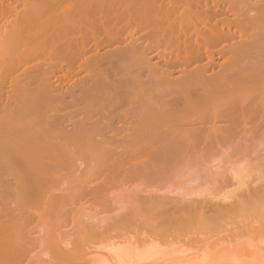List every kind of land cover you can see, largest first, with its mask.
Wrapping results in <instances>:
<instances>
[{"label":"rangeland","instance_id":"obj_1","mask_svg":"<svg viewBox=\"0 0 264 264\" xmlns=\"http://www.w3.org/2000/svg\"><path fill=\"white\" fill-rule=\"evenodd\" d=\"M56 1L0 0V8L12 13L0 21L1 65L3 58L13 57L5 50L25 42L18 36L16 40L18 31L8 33L13 32L11 25L25 22L20 15L28 12L25 8L33 9V16L31 10L27 16L34 30L49 31L63 25L58 19L63 8L81 6L79 0ZM151 1L86 0L99 13L115 9L109 25L97 17L102 46L96 48L89 35L87 52L74 62L46 51L48 55L27 64L22 55L25 65L14 73H2L0 67V83L6 81L0 85V264H101L103 253L110 263L119 247L137 253L145 248L151 253L169 249L166 254L177 250L175 256L213 254L230 243L245 246L264 239V26L259 21L244 28L238 24L241 15L255 16L264 0H230L235 11L224 5L228 0H213L217 7L212 0H201L208 22L220 26L229 20L234 37L205 39L202 51L212 57L198 62L180 57L188 65L178 60L170 44L171 49L154 41L153 47L146 37L149 29H139L132 16L124 17L129 6ZM168 2L163 0L166 7ZM199 6L193 13L204 10ZM111 28L118 38L108 35ZM190 29L186 31L193 37L195 28ZM130 33L137 36L134 43ZM135 39L139 47H153L149 55L141 51L148 55L144 63L135 56L130 61L128 52L123 58L112 55L134 45ZM244 44L249 48L240 52ZM158 53L179 62L170 59L174 66L169 65ZM15 54L18 58L22 53ZM238 59L244 68L250 65L242 70L250 72L242 76L248 83L240 81L245 72ZM26 78L29 85L16 90L15 83ZM176 141L189 142L179 148L178 163L174 158L163 166L155 164L154 155L160 149L164 155ZM160 165L171 169L162 173ZM36 177L37 190L31 196L21 194Z\"/></svg>","mask_w":264,"mask_h":264},{"label":"bare ground","instance_id":"obj_2","mask_svg":"<svg viewBox=\"0 0 264 264\" xmlns=\"http://www.w3.org/2000/svg\"><path fill=\"white\" fill-rule=\"evenodd\" d=\"M168 1L170 2V3L168 2V4H169L168 7H166L167 5H164L166 3L163 4V0L162 1L161 0H153L150 3H148V4L144 5V6H140V7H138L137 5L129 6L128 7L127 15H124V17L127 18L129 16H132L133 19L136 20L139 29H141V28L142 29H146V28L149 29L148 30V33H146L147 34L146 37L148 38V39L147 38L146 39L150 41L149 43L154 42V41H157V42H159V44L160 43L166 44L165 47L167 45H168L167 47H169V44H170V47L171 48H174V49H171L170 47L169 48L171 50H174L176 52L175 55H176L177 58L179 57L178 60H180L181 63H186V62H182V61H184L183 58L185 56H187V55H188L187 56L188 57L187 62H188V60H190L189 57L191 58V61H192V59H198V60H196L197 62L200 61V60H202V59H204L205 57L210 58L209 55L211 56L212 53L211 54H210V52L207 53V51H205V49L203 50L204 52L202 51V48H203L202 46L206 44V43H203L204 41L206 42L205 39H207V41L209 39H211V40H213L212 42H216V41H218V39H223V41H225V39H231V38L234 37L233 36L234 34L232 33V31L230 32V29H231L230 28L231 27L230 25L231 24L229 25V23H228L229 20H228V22H226V20H225V22L223 21L224 23L222 22V24H220V26H217V24H214V23L211 24L210 21H209L210 22V24H209V22H208L209 18L208 19L206 18V16L208 14L207 13H204L205 12V9L203 8L205 3H202L203 6H202V4H199L201 0H176V1L173 0L172 3H171L170 0H168ZM207 1H209V0H207ZM217 1L218 2H221L222 1L221 3L225 2V0H221V1L220 0H217ZM229 1L230 0H228V3H229ZM202 2H204V1L202 0ZM205 2H206V0H205ZM262 2L263 1H261L260 3H262ZM67 3H69V2L67 1ZM79 3H80L81 6L78 7V8H76V7L70 8L69 7L70 10H68V11H67L66 8H63L62 9L63 11L61 12V14L60 13H59L60 15L58 14V19H60V20H62L64 22L63 25L59 29H53V30H49V31H47L46 29L41 28V27L38 28L37 30H34L33 29L32 25H31V22H30L31 21V18L28 17V16H30L32 13L34 14V12H33V9L32 10L30 9L31 11L29 10V7H28L29 5L27 6L28 8H25V10L28 9V12L30 11V13L31 12L32 13L31 14L29 13V15H28V12L26 13V11H27L26 10L25 11V14L26 15L24 14L25 16L22 13L20 14L22 20H23V18L26 19V20L24 19L25 22H23L25 24L24 26H23V23H22V25H19L18 24V23H21V21L18 22V19H20V17H19L20 15H18L17 12H16L15 15L18 16L16 23L18 25H14L15 28H14V26L11 25V27H13V28L9 27L10 28L9 30H12L13 32L8 31V33H15V32L18 31L17 33H15L16 34V40H17L18 37L19 38L21 37V38H23L25 40V42L21 46H18L17 45L18 43H16V45L19 48L17 47L15 49L12 48V47H15L16 46L13 43L15 46H11L10 45L11 47H9V49L5 50V52H7L8 54H9V52H11L10 55L12 54L14 58L12 56H10L12 58L9 59L10 57L7 56L8 57V60L5 61V62L3 61L5 58H3L2 62H1L2 65L0 64V67L2 66V68H1L2 71H1V69H0V71L2 73L3 72H5V73L6 72L7 73H14L15 70H17L18 68H20V65H22V63H23L22 60L24 58L27 59V60L24 61V63H25L26 61L28 62L29 59H32V58L37 57L39 55H48V53H43V52H46V51H53L52 54L55 55V56H58V57H70V59H68L69 60L68 62H72V61L74 62V61H76V59H81L84 56V54L87 52V50H88V48L90 46L89 45V43H90V37H89V35L92 36L91 39H93V45L96 48H98L99 46H102L103 45V42L105 40H102V39L100 40L99 39L100 37H97V30H98L97 17L99 15H101L103 17L102 21L106 25H109V24H111L113 22V19L111 17V14L113 13V11L115 9L114 8H112V9L110 8V9H107V10H102V12L99 13L98 11H96L95 9H93L92 6H89V4L86 2V0H79ZM228 3L226 2V4H224V5H226V6L228 5V7L230 6V11H232V10H234L236 8L235 6L234 7L231 6V4L233 2L231 3V1H230V5ZM214 4L216 5V3L212 0V5L214 6ZM198 5L202 6V8L204 10L203 9H199V11L200 10H203V11L202 12L200 11V12H197V13H193V11H194L193 9L195 7H197ZM206 5H205L206 11L208 10V13H209L210 9H208V7ZM233 5H235V3ZM240 5L242 6V4H240ZM245 5H243V6L245 7ZM181 6H182V8L184 10L181 8L182 10H179V13L180 14H177L178 11H176V9H177V7H181ZM217 6H218V4L216 5V7ZM117 7H119V6H117ZM237 8H239V7H237ZM196 10L194 12H196ZM227 10H229V9L227 8ZM126 11H127V9H126ZM181 11H183V12L181 13ZM241 11H243V10H241ZM33 14H32V16H33ZM36 14H37V12H36ZM175 14L176 15H179V16H175ZM263 14H264V2L257 8V10L255 12V16L253 15L251 17H248V16H245V15H243V16L241 15L242 16V17L240 16L241 20L239 19V16H238V21L240 20V23L236 20L235 24H237V22H238V24H241L242 27L243 26H246L247 27L248 23L250 24L251 22L253 23L255 21H257V22L259 21L258 22L260 24L259 26L262 27V26H264L263 23H262V22H264V16H263ZM8 15L10 16V15H12V13L9 12V11H7L5 8H2L1 7L0 8V21H2L5 18V16H8ZM216 15H217V13L215 14V16ZM17 16H15V18ZM261 16H263V17L261 18ZM117 17H119V16H117ZM132 17H131V19H132ZM247 17H248V19H247ZM29 18H30V20H29ZM114 19H115V17H114ZM120 19H123V16L117 18V20H120ZM194 19H195V22H193ZM262 19H263V21H262ZM216 23H217V21H216ZM246 23H247V25H246ZM197 24H200V26L202 27L201 30L197 28L199 26V25L197 26ZM17 26H18V29L21 26L23 28L21 27L20 30H16L17 29L16 28ZM138 27L136 26V28H138ZM190 27H192V28L194 27L195 28V30L193 29V33L194 34L190 31L195 37L194 36L193 37L190 36L189 35L190 33L188 34ZM239 27H240V25L238 26V29L241 30L242 28H239ZM112 28H111V32H109L108 35L113 34V29ZM139 29H136V30H139ZM247 29H245V30H247ZM186 30H188V32ZM243 30L241 31V33L238 32V33H240L242 35V37L245 34V33L242 34L243 33ZM138 32H140V31H138ZM138 32H135V33H138ZM244 32H246V31H244ZM248 32H250V31H248ZM114 33H115V35L117 34L116 32H114ZM130 34L129 35H130L131 38L130 39L128 38V39L129 40H132V43H134L133 42L134 41L133 39L135 37L137 38V36H135L134 38H132V33H130ZM248 34H250L249 35V37H250L251 36V33H248ZM117 35L114 36V34H113L114 37L118 38ZM136 35H138V34H136ZM241 35L239 37H241ZM113 36L111 35V38ZM246 36L247 35H244V37H243V39H245V41H246V38H245ZM108 37L107 38L105 37L104 39H108ZM142 37L143 36H141L140 38H142ZM126 38L127 37H125L124 39H126ZM123 41H126V40H123ZM138 41H139L138 39H135V44L134 45L131 44L129 46L130 43L128 45L126 44L127 45L125 47L126 51H124L125 49L123 51H119V50L118 51H114L113 52L114 54H112V55H115L117 57H121V56L126 55V53L128 52L130 54V56L128 55V58L129 57H132V56H135V58H137L136 61H139L141 63L143 60H145L144 58H147L146 56L149 55L146 52H148L149 50L151 51L152 48L155 47V45L157 47V42H154L155 45L153 43H151V44H153V47H151V48H150L151 44H146V45H144V47H141L140 46L141 47L140 48L136 44V43H138ZM200 41H202V42H200ZM243 41H240V43H243ZM52 43H55L56 46L50 47L48 49L47 48L48 44H52ZM202 43H203V45H202ZM244 43H246V45H247L248 41H246ZM209 44L210 43L207 42V46ZM241 45H243V44H241ZM246 45L245 44H244V46H239L238 45L240 49L239 48H237V49H239L240 52L241 51L245 52L249 48V47H245ZM248 46H250V44ZM244 47H245L246 50H244ZM154 49L156 50V48H154ZM166 49H168V48H166ZM166 49H165V51H166ZM142 50H143L144 53H146L148 55H146V56L143 57L144 54H143V52H141ZM14 53H18V54H21L22 53V54H21V56L19 55L18 58H17L16 54L14 56ZM162 54H159V56L161 55V57H162L161 59L164 60V58H166V56L168 54L167 53H165V55H162ZM22 55H24L25 57L23 58ZM181 55H183V57ZM239 55H238V58L241 57L242 54L240 56ZM243 55L245 56L246 53H243ZM244 56H242V57H243L244 62H245V60H247V58L244 57ZM7 57H6V59H7ZM15 57L17 59H15ZM180 57H181L182 61H181ZM21 58H23V59H21ZM121 58H123V57H121ZM135 58H132V59H135ZM172 58H173V56H172ZM170 59H168V57L166 58V60L169 61L168 64L169 65L170 64L173 65L172 63H170L171 62ZM240 59H238V61H239V64H241V67H240L241 73L243 74L245 72V74H243V75L240 74L241 75V78H242V80H240V81H246L248 83L250 81L243 80V79H244V77H246V73H247V71H245V70L246 69L247 70L250 69V65H248V64L245 65V63L243 62L246 67L249 66L248 68L245 67L246 68L245 69L244 66L242 65V63H240L243 59L242 60H240ZM171 60H174V59H171ZM130 61H131V59H130ZM134 61H132V62H134ZM148 61H147V63H148ZM167 61H166V63H167ZM185 61H186V59H185ZM191 61H189V63H192ZM164 62H165V60H164ZM178 62L179 61L175 62V60H174L173 63L176 65V63H178ZM247 62L248 61H246V63ZM24 63H23V65L27 64V63H25V64ZM142 63H144V62H142ZM169 65H166V67L167 66H168L167 68L171 67ZM178 65L176 67H178ZM183 66H186V65H183ZM183 66H181V67H183ZM242 66H243V68H242ZM243 69H245L244 72H242ZM251 69H252V67H251ZM203 70H206V69H203ZM248 73H250V72L248 71ZM242 76H244V77H242ZM248 76H249V74H248ZM251 76L253 77L254 75H250V77ZM250 77H249V79H250ZM5 83H6V81L3 80V83H0L1 87H3L5 85ZM29 83H30V79L29 78H26V79H24L22 81L20 80L19 83H15V88H16V90L18 88H22L23 89L27 85H29ZM20 95L21 94L18 92L17 93V96H20ZM17 96L14 95V97L16 99H18ZM151 113H154V112H151ZM149 115L152 116L153 114H150L149 113ZM154 116H156V114ZM188 143L189 142H186V141H176L174 143L168 144V146H167L168 148L167 147H164L165 149L167 148L166 149V152H168V153H166L165 150L163 149L164 150V155H162L163 152L160 151L161 150L160 149L158 152L161 153V154H157V156L154 155L156 162H154V161L153 162L155 164L158 163V164H161L163 166V165H165L167 163L172 162L174 160V158H175V160L178 159L179 157L177 158V155L180 154L179 148L181 146H183V145H186L187 146ZM181 151H183V153L185 152L184 149L181 150ZM177 152H179V154ZM152 157H153V155H152ZM181 157H184V156H182V154H181ZM178 160H180V159H178ZM176 162L178 163L177 160H176ZM161 165H160V167H161V171L163 173V170L162 169L165 168V167H162ZM172 166H174V165H170L169 167H172ZM157 167L155 165V168L156 169H157ZM155 168H154V170H155ZM167 169L169 170L171 168H167ZM157 170L159 171L160 169L158 168ZM154 175H155V172H154ZM37 181H38V177L35 178V180H34L33 183L32 182H28V184H26V186L24 185L22 191H20L21 194H23L25 196L26 195L27 196H31V194H33L37 190V185H36ZM225 198H227V197H225ZM225 198H224V200H225ZM222 200H223V198H222ZM239 202H240V200H239ZM162 208H164V207H162ZM180 208H182V207L180 206ZM204 209H206V208H204ZM192 210H194V209H192ZM172 211H173V209H172ZM170 212H167V214L170 213ZM202 213H204V212H202ZM198 214H200V213H198ZM249 242H254V241L251 240ZM249 242L245 246H239V245L238 246H236V245L232 246L231 243H230V246L229 247H225V248L220 249V250H218L216 252L213 251V254H212V252L210 254H208L207 252L206 253L203 252V253H200V254H198L197 252H193V253L192 252L191 253H187V252L186 253L185 252L182 253V252H180V254L181 253L182 254H185V255H181V256H175V255H179V252L177 250L176 251L175 250H173V251L170 250L171 251V254L169 252H168V254H166V252H165L166 249H165L164 250V253L165 254H164V253H161L159 251L160 249L158 251H156V253H153V252L151 253V251L148 252V250H149L148 248H145L142 251L140 250L142 253H137V252H139V251H137V249L131 250L133 252V253H131V251L128 250L129 248L127 249V251H126V248H123L125 250L122 252V251H120L122 249L121 247H119V248H121L120 250H118L119 248L118 249H115V247H113V249H115L116 251H114L113 249L111 250V251H114L113 253L110 251V253H112L111 255H113L112 256L113 262L110 260L111 261L110 263H112V264L113 263L114 264H197V262L200 261L199 263H201V264H213V262H215V260L214 261H210V260H213L212 258H214V259H217L219 263L223 262V264L224 263L225 264H264V239H261L260 238L259 240L255 241V243H251V244ZM133 245L134 244H132V247L135 248L136 246H133ZM149 246H147V247H149ZM136 248H138V247H136ZM149 248H152V251H153V247L152 246H150ZM154 250H155V245H154ZM168 250H166V251H168ZM117 251H119V252H117ZM106 252H108V251H106ZM128 252H130L129 253L130 256L126 255ZM208 252H210V251H208ZM172 253H174V254H172ZM103 254H102V256H103L102 259L103 260L101 259L102 260L101 261L102 262L101 264H103V262L105 261L104 260L105 257L107 258V255L104 257ZM108 255H110V254H108ZM205 256H206V258H205ZM107 260H109V259H107ZM205 260L209 261V263H207ZM202 261H203V263H202ZM105 263L106 264H110L109 261H105ZM219 263H217V264H219Z\"/></svg>","mask_w":264,"mask_h":264}]
</instances>
